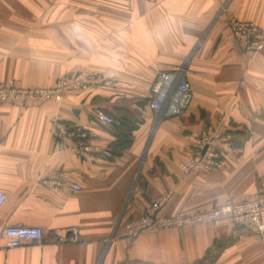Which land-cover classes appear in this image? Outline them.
I'll return each mask as SVG.
<instances>
[{
    "label": "crops",
    "instance_id": "obj_1",
    "mask_svg": "<svg viewBox=\"0 0 264 264\" xmlns=\"http://www.w3.org/2000/svg\"><path fill=\"white\" fill-rule=\"evenodd\" d=\"M231 18L264 28V0H0V81L47 88L80 70L101 80L60 104L0 105V233L44 231L39 244L0 245V264H264V235L226 222L134 239L124 230L159 200L158 216L172 217L260 189L264 55L235 44ZM183 64L189 106L178 116L153 112L151 69ZM95 109L113 124L94 119ZM57 114L85 135L91 156L54 148ZM207 131L222 132L218 166L184 174L179 165ZM67 230L80 242L50 241Z\"/></svg>",
    "mask_w": 264,
    "mask_h": 264
},
{
    "label": "built area",
    "instance_id": "obj_2",
    "mask_svg": "<svg viewBox=\"0 0 264 264\" xmlns=\"http://www.w3.org/2000/svg\"><path fill=\"white\" fill-rule=\"evenodd\" d=\"M229 30L235 44L243 51L253 55H264V28L254 22L229 19ZM154 75L150 87L149 108L164 116L181 115L189 106L192 97L190 84L185 80L187 69L184 66L174 67L169 71L151 69ZM101 80L88 72L78 71L60 76L53 86L47 88L32 87L24 89L14 79L0 81V105H14L33 102H48L60 104L72 92H80L99 85ZM94 119L104 125H112L113 120L101 109L92 113ZM54 148L58 151H68L71 154L86 158L91 156L95 149L88 144L84 134L67 124L59 114L50 121ZM79 135V137H78ZM77 136V137H76ZM222 132L212 131L200 133L191 158L179 165L184 174L201 172L218 166L220 152L219 145ZM206 148L204 152L203 149ZM59 179L43 181L44 184L57 186ZM75 191L81 187L75 183L70 185ZM6 195L0 192V207L5 203ZM164 200L152 203L137 219L129 220L124 224L126 237L137 238L144 234L155 233L168 229H181L194 225H212L217 227L226 222L232 227L241 226L264 235V178L258 192L251 198L240 202H227L210 210L193 214L159 217L158 211ZM44 231L40 227H6L0 233V245L4 248H18L25 243H42ZM51 242H80L75 230L64 233H54Z\"/></svg>",
    "mask_w": 264,
    "mask_h": 264
},
{
    "label": "rangeland",
    "instance_id": "obj_3",
    "mask_svg": "<svg viewBox=\"0 0 264 264\" xmlns=\"http://www.w3.org/2000/svg\"><path fill=\"white\" fill-rule=\"evenodd\" d=\"M182 66H184L185 68H186V64H183ZM80 71H84V70H80ZM74 72H78V71H74ZM73 72V73H74ZM85 72H87V71H85ZM69 73H72V72H69ZM66 74H68V73H66ZM90 74V73H89ZM65 75V74H64ZM15 80V79H14ZM18 82V81H17ZM19 83V82H18ZM19 85L20 86H22L20 83H19ZM24 89H32V87H24V86H22ZM39 88H42V87H39Z\"/></svg>",
    "mask_w": 264,
    "mask_h": 264
},
{
    "label": "water",
    "instance_id": "obj_4",
    "mask_svg": "<svg viewBox=\"0 0 264 264\" xmlns=\"http://www.w3.org/2000/svg\"><path fill=\"white\" fill-rule=\"evenodd\" d=\"M192 54H193V53H191L190 56H191ZM190 56H189V58H190ZM114 125H115V124H114ZM205 150H206V148H204L202 152H204Z\"/></svg>",
    "mask_w": 264,
    "mask_h": 264
}]
</instances>
